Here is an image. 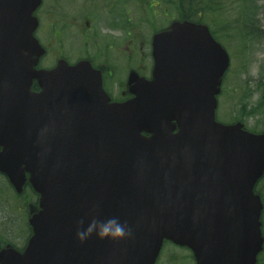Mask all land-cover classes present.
Here are the masks:
<instances>
[{
  "label": "water",
  "instance_id": "1",
  "mask_svg": "<svg viewBox=\"0 0 264 264\" xmlns=\"http://www.w3.org/2000/svg\"><path fill=\"white\" fill-rule=\"evenodd\" d=\"M40 3L0 0V171L40 194L25 251L3 248L0 264H155L165 240L196 264H256L264 134L216 120L230 57L208 26L157 34L153 78L111 103L88 62L34 69ZM111 217L132 234L77 238L79 220Z\"/></svg>",
  "mask_w": 264,
  "mask_h": 264
},
{
  "label": "flooded vegetation",
  "instance_id": "2",
  "mask_svg": "<svg viewBox=\"0 0 264 264\" xmlns=\"http://www.w3.org/2000/svg\"><path fill=\"white\" fill-rule=\"evenodd\" d=\"M209 1L221 3L224 0ZM237 1L243 3L244 0ZM196 10L195 0H42L34 12L38 19L35 36L45 53L36 68H54L62 59L69 64L88 61L101 72L111 100L125 101L132 97L129 83L132 73L146 77L152 73L154 36L169 32L176 21H195ZM206 14L212 17L211 6ZM242 72L244 69L240 70ZM244 78L245 73L238 88L242 96L256 99L254 105L249 106L252 111L264 100V82L250 79L247 85ZM225 80L228 81L227 76ZM33 84H36L34 91L41 90L37 80ZM251 116H240L245 128L264 133V121L249 126L247 118ZM255 192L264 205V174L256 182ZM12 199L17 212L25 204L30 205L31 200L38 203L39 196L27 181L23 192ZM261 220L264 234V207ZM27 243L28 240L21 251Z\"/></svg>",
  "mask_w": 264,
  "mask_h": 264
},
{
  "label": "rangeland",
  "instance_id": "3",
  "mask_svg": "<svg viewBox=\"0 0 264 264\" xmlns=\"http://www.w3.org/2000/svg\"><path fill=\"white\" fill-rule=\"evenodd\" d=\"M241 3L236 0H224L222 5L223 12L219 15L220 18L207 16L205 21L210 22L211 18L213 22L208 24L213 29H216V37L226 46L234 62V66L230 72L228 71V81L226 82L227 79L224 80L223 90L218 97V118L223 122H233L243 114H252L247 120L249 126L253 127L264 121V100L260 103L259 108L250 111L249 106H253L256 99H247L246 96H242L238 87L239 83L242 82L244 73L247 85H249L248 81L250 79H262L264 82V38L262 37L264 36V0H250L249 6L254 4L256 9L251 8L245 11L241 22L243 24L249 23L250 25H253L255 21L259 22L263 32L259 30V27H256V29L260 34L247 30L246 26H244L243 32H238L236 29H233L234 32L230 31L232 28L230 23L236 18ZM234 56H236L235 59L233 58ZM242 69L245 72L240 73ZM243 104L245 105L244 109L242 108ZM6 186L5 180L0 178V231H2V236L13 234L18 243H23L28 236L25 220L23 221V217L13 212L14 207L11 202L4 200H10L9 197L13 196V193ZM9 213L13 217L7 219ZM162 251L157 264H194L188 249L178 248L172 243H167ZM261 257L262 260L260 262L264 264V257Z\"/></svg>",
  "mask_w": 264,
  "mask_h": 264
},
{
  "label": "clouds",
  "instance_id": "4",
  "mask_svg": "<svg viewBox=\"0 0 264 264\" xmlns=\"http://www.w3.org/2000/svg\"><path fill=\"white\" fill-rule=\"evenodd\" d=\"M78 225L76 236L81 241L86 240L93 233L101 239L124 238L132 234L131 228L126 223H122L117 217H111L104 221L92 219L88 221L86 226H84L85 221L81 219L78 221Z\"/></svg>",
  "mask_w": 264,
  "mask_h": 264
},
{
  "label": "trees",
  "instance_id": "5",
  "mask_svg": "<svg viewBox=\"0 0 264 264\" xmlns=\"http://www.w3.org/2000/svg\"><path fill=\"white\" fill-rule=\"evenodd\" d=\"M195 1H197L196 7H198L199 10V8L202 7L201 3H203L205 0H195Z\"/></svg>",
  "mask_w": 264,
  "mask_h": 264
}]
</instances>
